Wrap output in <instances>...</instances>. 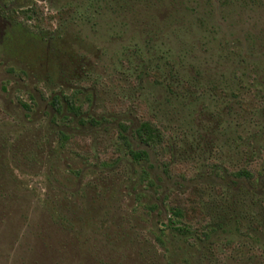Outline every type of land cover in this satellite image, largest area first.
Returning a JSON list of instances; mask_svg holds the SVG:
<instances>
[{
    "label": "rangeland",
    "instance_id": "obj_1",
    "mask_svg": "<svg viewBox=\"0 0 264 264\" xmlns=\"http://www.w3.org/2000/svg\"><path fill=\"white\" fill-rule=\"evenodd\" d=\"M130 1L0 0L25 37H9L14 23L0 22V264H264V178L223 169H264V109L253 126L257 99L221 100L212 86L242 72L224 46L237 45L264 73V0ZM148 42L152 53L130 64L129 48L146 52ZM54 57L93 73L79 81L77 63L63 78ZM146 65L162 85L138 79ZM174 73L194 95L175 94ZM78 88L82 116L63 101L57 111L54 96ZM143 115L168 135L173 176L134 135ZM121 123L149 161L127 155ZM174 206L189 238L171 225Z\"/></svg>",
    "mask_w": 264,
    "mask_h": 264
},
{
    "label": "trees",
    "instance_id": "obj_2",
    "mask_svg": "<svg viewBox=\"0 0 264 264\" xmlns=\"http://www.w3.org/2000/svg\"><path fill=\"white\" fill-rule=\"evenodd\" d=\"M130 1V0H129ZM152 0H148L146 1V3H150ZM131 2V1H130ZM129 2V6L132 5V3L130 4ZM145 6H148L145 4ZM128 7V6H127ZM30 9V8H29ZM29 9H27V13L26 15H28L29 13H32V11L28 12ZM0 22L2 21V23L8 21V24H13V28L12 31H5V33L11 32V35H8L9 37H11L12 35H21V37L23 36V29L22 27H20L17 24V17H16V11L12 10V9H3L0 8ZM4 20V21H3ZM155 25V24H152ZM151 28H154V30L150 29V27L148 28L149 30L146 32L149 36L148 41H153L152 39L157 35V29L156 26H153ZM27 33H24V35L26 36ZM28 35V34H27ZM30 38H33L32 35ZM25 38V37H24ZM255 41V40H254ZM148 42L147 43V50L146 52H144L143 47L140 46V44H137L136 46H134V48H129L132 51H129L128 57L130 59V64H133V59L136 58V56L144 59L142 52L146 53V54H150L152 53V49H151V43ZM256 43V42H255ZM255 45H258L257 43L254 44L252 43L251 47H254ZM151 46V47H150ZM233 46V45H232ZM237 45L234 44L233 47H228V46H224L226 48H220V51L225 55H228V60L229 61H233L234 64L236 65L239 69H242V72H240V70L238 71V69H236V71L233 74V79L234 82L233 83H226L227 81L223 80L224 83H222L221 85H212L215 87V94L217 96L221 98H228V96L231 94L233 96H235V94L237 93L238 97L244 98L245 96L249 97L250 95L254 97V99H257L256 101H258L261 105V107H256L257 109L250 113V118H251V122L253 126H258L259 123L262 126L263 122H258L257 121V115L258 112L262 109H264L263 105L264 104V73L262 72V69L257 66L254 62L253 59L248 55V54H242L239 53L238 51H236V47ZM146 48V47H144ZM254 56V55H253ZM59 57V55H58ZM239 58V64L236 62V60H238ZM53 61H55V69L57 71V73H61V76L64 78L67 75L68 71H71L73 73L77 72L76 71V66L77 63L80 66V68H82L79 72V74L75 75L77 76L76 78L79 81H85L86 79H89L91 77V74L93 73V71H86V64L83 65L82 61H78L76 62L75 59L69 61L68 63H66L65 68H61V64L62 61L57 60V57H54L53 59H51ZM61 60V59H60ZM147 60H144L142 62L147 63ZM152 60H150L151 62ZM57 62V63H56ZM147 66H145V69L143 71H140V73H138V79H142L144 75H146L147 77H150L152 79H154L155 83H157L158 85H162V81L163 79H161V75L158 73L157 70H153L155 71L154 74H151L150 72H147ZM139 68V67H137ZM236 68V67H234ZM64 70V71H63ZM60 76V75H59ZM223 76V75H222ZM173 80L174 82L178 83V86L176 87L177 92H175V94H177V96L189 93L191 95H194L195 93L191 91L190 88L187 89L186 85L184 84V87L182 86L183 82V78L179 76V73H174L172 74ZM66 78V77H65ZM196 86L198 87L197 89H202V88H206L204 84H196ZM186 87V88H185ZM217 87V88H216ZM179 88V89H178ZM220 88V89H219ZM222 89V90H221ZM83 89H76L72 94H66L64 91H62V93L56 94L54 96V106L57 109V111H60V107L63 106L62 101L65 103L66 108L68 109V111L72 112L75 116H82V105H78L77 103V99H78V94L82 91ZM181 91V92H178ZM200 92H206L203 90H200ZM92 99V96H89L87 98V100L90 102ZM222 100V99H221ZM244 99H242L243 101ZM262 103V104H261ZM26 107V105H24ZM250 105H248L246 108H248ZM140 109L142 110V108L140 107ZM244 109V108H243ZM244 110V111H245ZM144 112V111H143ZM144 114L147 115L146 112H144ZM142 120L140 121V126L134 131V135L135 137L144 145H146L147 147H149L151 149V151L155 152V154L158 156V160L160 162L161 167L164 169V173L167 176H173L171 167L172 164L170 162H168V160L165 159V153H166V143H167V139H168V135L166 134L165 131H163L161 129V127L158 125V123L155 121H152L150 119L146 117H144V115L141 117ZM264 119V118H263ZM80 121L83 122V119L81 118ZM92 123L94 124H99L101 121L92 118ZM246 122H248V120H245ZM87 122V121H85ZM257 123V124H256ZM246 124V123H244ZM122 131H120L119 133V141L121 142V144L125 147L126 153L127 155H129L133 161H135L136 163H141L143 161H149L150 159V153L147 150H143V149H134L132 147V144L130 143L127 135L125 134L126 131H128V127L127 124L125 125L124 123L120 124ZM264 126V125H263ZM61 137H62V141L67 143L69 141V138L67 136L64 135V133H61ZM262 151L264 152V143L262 145ZM218 167V165H217ZM219 168H221L219 166ZM224 169V174L226 176H230L231 179H236V180H246V181H251L253 182L254 180H256L257 178H264V169L262 171L258 172V175H256L251 168L249 167H241L238 168V170L233 169V171L227 169V168H223ZM216 170V169H215ZM217 171V170H216ZM258 176V177H257ZM143 180L142 182H150L151 183V178H150V174L148 173V171H143ZM234 181V180H231ZM235 182V181H234ZM258 183V182H257ZM262 186L261 182L259 181V185H257V188L260 189ZM170 214L173 216L174 219H171V225L173 227H175V230L180 234L185 236V238H189L190 236H192L194 233L191 230V226H189L186 223H182L183 221V210L181 207L179 206H174V207H170L169 209ZM160 242H162L160 239H158ZM163 243V242H162Z\"/></svg>",
    "mask_w": 264,
    "mask_h": 264
}]
</instances>
